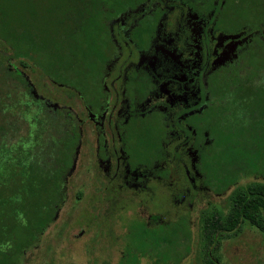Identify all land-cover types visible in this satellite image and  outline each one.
I'll return each mask as SVG.
<instances>
[{"label":"trees","instance_id":"trees-1","mask_svg":"<svg viewBox=\"0 0 264 264\" xmlns=\"http://www.w3.org/2000/svg\"><path fill=\"white\" fill-rule=\"evenodd\" d=\"M143 1L0 0V264H21L54 223L79 135L71 111L48 106L13 63L35 67L55 84L87 97L95 71L112 53L117 27L111 21ZM259 81L258 92L251 84L227 85L223 134L212 146L205 177L215 192L231 191L226 213L210 208L200 215L206 264H218L223 238L236 235L244 224L264 234V78ZM249 176L263 181L240 183ZM127 233L135 247L125 246L120 264H139L142 258L179 264L190 252L183 220L153 227L134 221ZM165 254L171 259H160Z\"/></svg>","mask_w":264,"mask_h":264},{"label":"flooded vegetation","instance_id":"flooded-vegetation-1","mask_svg":"<svg viewBox=\"0 0 264 264\" xmlns=\"http://www.w3.org/2000/svg\"><path fill=\"white\" fill-rule=\"evenodd\" d=\"M113 25L112 53L95 71L87 97L47 78L73 91L85 115L66 107L79 135L62 206L90 126V163L106 182L156 207L157 192L164 190L171 205L185 210L178 219L189 226L194 206L231 191L215 192L205 172L223 134L227 85L251 84L258 92L264 78V0H146ZM161 216L157 212L147 224L162 225Z\"/></svg>","mask_w":264,"mask_h":264},{"label":"rangeland","instance_id":"rangeland-1","mask_svg":"<svg viewBox=\"0 0 264 264\" xmlns=\"http://www.w3.org/2000/svg\"><path fill=\"white\" fill-rule=\"evenodd\" d=\"M13 64L28 78L37 95L53 106L72 108L80 118L85 116L81 101L73 91L50 83L35 67L24 69L16 62ZM84 139L85 147L68 180L65 202L57 218L35 247L24 255L21 264H120L127 251L125 246L132 244L127 235L132 222L147 224L150 216L160 212V223H174L185 213L184 209L171 205L164 190L157 192L161 202L160 207H156L151 201L138 203L139 197L123 192L116 183H107L90 163L93 142L90 126L85 127ZM253 181L263 179L249 176L240 183ZM227 205L225 196H207L194 206L193 217L189 218L190 252L179 264H206L200 247L198 214L210 208L223 213ZM216 256L218 264H264V234L246 223L236 235L223 238ZM169 258L167 254L160 257ZM139 264L154 262L142 258Z\"/></svg>","mask_w":264,"mask_h":264}]
</instances>
